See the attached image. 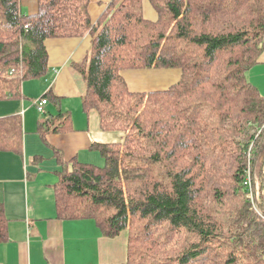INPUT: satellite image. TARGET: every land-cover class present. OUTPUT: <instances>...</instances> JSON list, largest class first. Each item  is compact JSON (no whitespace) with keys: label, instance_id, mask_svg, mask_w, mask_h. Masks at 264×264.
I'll use <instances>...</instances> for the list:
<instances>
[{"label":"trees","instance_id":"obj_1","mask_svg":"<svg viewBox=\"0 0 264 264\" xmlns=\"http://www.w3.org/2000/svg\"><path fill=\"white\" fill-rule=\"evenodd\" d=\"M152 2L156 21L143 15V0H113L93 23L90 0H39L33 14L21 0H0V100L22 98L25 79L48 74V38L90 33L89 50L71 66L84 110H96L100 128L120 140L92 144L104 166L65 161L56 150L61 215L93 217L110 237L127 231L120 264H264L256 169L264 95L248 78L264 51V0ZM140 68L182 75L168 88L134 92L122 70ZM53 115L42 134L70 118ZM0 149L23 153L21 114L0 118ZM6 226L0 204V242Z\"/></svg>","mask_w":264,"mask_h":264},{"label":"crops","instance_id":"obj_2","mask_svg":"<svg viewBox=\"0 0 264 264\" xmlns=\"http://www.w3.org/2000/svg\"><path fill=\"white\" fill-rule=\"evenodd\" d=\"M112 1L90 0L88 9L93 23H97ZM21 7L25 13H36L39 0H21ZM143 15L149 20L159 18L152 0H143ZM91 40L90 33L81 37L46 40L49 72L41 78L51 84L45 90H53L55 97H44L45 92L28 104L26 88H23L22 98L0 100V118L21 114L23 130L22 154L0 149V204L7 218V236L0 242V264H120L127 261V231L110 237L95 218H65L58 206L56 185L61 177L62 163L52 155L54 150L58 149L65 161L76 157L104 166L106 161L102 164V159L96 158L94 153L99 151L92 144L120 140L115 139L120 137L119 133L104 132L100 128L96 110L87 112L83 108L84 92L71 64L84 57ZM123 74L132 90L149 91L165 89L176 83L182 70L126 69ZM248 78L264 95V51L258 63L248 71ZM41 97L48 99L44 112L38 111L35 105ZM61 112L65 116L70 115L64 127L54 131V125L50 124L42 134V122L49 115L58 116ZM73 115L78 118L77 126L74 125ZM66 123H69L68 127ZM32 133L39 138L31 139L28 135ZM67 141L72 142L71 149L64 145ZM32 143H35L34 147ZM62 146L68 150V155H63ZM45 147L46 150L42 151ZM262 155L263 159L257 161L256 169L257 172L262 169L263 183L260 188L264 197V145Z\"/></svg>","mask_w":264,"mask_h":264},{"label":"rangeland","instance_id":"obj_3","mask_svg":"<svg viewBox=\"0 0 264 264\" xmlns=\"http://www.w3.org/2000/svg\"><path fill=\"white\" fill-rule=\"evenodd\" d=\"M113 11V10H112ZM122 51L123 52H125L126 51V48L125 47H123L122 48ZM140 69H148V68H140ZM124 70H126V69H123L122 70V74H123V72H124ZM123 76H124V74H123ZM125 77V76H124ZM25 81V82H24ZM23 81V86H22V89L23 88H26V91H25V94H26V99L28 100V104H31L32 103V101H33V99L34 98H38L40 95H42L43 93H45V92H47L45 89H49L50 87H51V84L48 82V81H46L44 78H27V79H25ZM121 86V85H120ZM120 86L119 85H117L116 86V88H115V90H117L118 88H120ZM129 86V85H128ZM129 88H130V86H129ZM164 89V88H163ZM130 90L131 91H134V92H139L138 90H132L131 88H130ZM118 101V103L120 104V100H117ZM37 108V107H36ZM38 110V109H37ZM39 111V110H38ZM72 119H73V121H74V125L75 126H77V124L79 123L78 122V118L77 117H75V115H73V117H72ZM65 126L66 127H68L69 126V123H66L65 124ZM124 132V131H123ZM259 132H261V130L259 131ZM61 133H58V135H60ZM123 135H125L126 136V133L124 132L123 133ZM29 137L31 136V139L33 138H35L36 139V137H38L39 138V135H36V134H34V133H32V134H29L28 135ZM34 145H35V143H32V146L34 147ZM64 145H66V147H68V149H71L72 148V142L71 141H67V142H64ZM63 147V146H62ZM46 150V147L45 148H43V150L42 151H45ZM63 152H64V154L63 155H68L69 154V152H68V150L66 149V148H64L63 147ZM41 153H45V152H41ZM95 156H97L96 158L97 159H102V164H104V161H105V159L103 158V156L102 155H100V153L99 152H97V151H95ZM52 155H54L55 157H56V160H57V154H56V152H55V150H54V152H53V154ZM53 156V157H54ZM65 157V156H64ZM79 159V158H78ZM104 159V160H103ZM142 161V160H141ZM141 161H139L138 163H140L141 164ZM93 163H95V164H97V165H101L100 163H96V162H93Z\"/></svg>","mask_w":264,"mask_h":264},{"label":"built area","instance_id":"obj_4","mask_svg":"<svg viewBox=\"0 0 264 264\" xmlns=\"http://www.w3.org/2000/svg\"><path fill=\"white\" fill-rule=\"evenodd\" d=\"M14 72H15V68H13L10 71V74H13ZM47 102H48V99L47 98L41 97L40 99H38V100L35 101V105H36L37 109L40 112H44L45 111V104H47ZM246 183L251 187L252 182H251V177L250 176H249L248 181Z\"/></svg>","mask_w":264,"mask_h":264}]
</instances>
